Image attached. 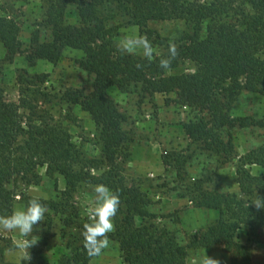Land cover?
Segmentation results:
<instances>
[{"label": "trees", "instance_id": "1", "mask_svg": "<svg viewBox=\"0 0 264 264\" xmlns=\"http://www.w3.org/2000/svg\"><path fill=\"white\" fill-rule=\"evenodd\" d=\"M44 1L49 6L51 35L43 41L34 38L27 59L31 64L37 59L56 63L67 47L85 52L81 65L94 74L92 90L88 94L68 90L65 96L79 101L82 108L95 117L101 127L102 162L109 169L101 177L74 169L72 161L80 158V152L74 149L67 129L48 121L47 117H39L38 122L30 119L25 127L19 107L7 102L0 86V124L10 126L15 135L10 142L0 141V216L14 211L18 178H37L36 167L46 165L49 174L59 171L64 175L67 195L79 183L92 181L108 185L119 196L120 203L126 204L129 218L118 227L117 234L127 264H187L190 249L215 245L224 246L230 254V264H251L249 245L238 241L236 236L242 224L249 225L250 240L258 236V230H264V208L254 203L256 199L264 201V142L247 152L237 168L240 189L248 200L237 194L202 190L199 186L193 197L196 206L216 210L219 217L203 232L193 235L188 243H181L174 234L155 223L136 224V216L149 214L147 201L139 188L127 187L115 170L117 154L127 138L122 129L126 116L107 90L113 86L125 90L132 83L142 82L146 90L173 92L176 102L206 110L210 120H191L184 124L190 137L197 141L209 138L210 127L218 131L239 122L241 126L255 124L264 128V117L235 119L230 113L241 91L264 96V0ZM114 3L124 7L131 21L148 37L155 33L149 27L151 21L183 19L189 32L181 47L182 54L194 63L195 71L167 74L160 67L161 58L122 52L114 40L119 25L108 23L110 5ZM70 5L76 8L78 22L67 21ZM20 33L21 26L14 17L0 14V42L5 49V60L12 62L23 52ZM21 78V83L29 82L28 78ZM22 104L27 103L22 100ZM18 135L22 136L21 142L16 141ZM212 137L218 149L226 148L216 133ZM246 164L259 165L263 173L253 174ZM32 199L39 200L45 208L57 207L53 201L36 197H27L26 205ZM73 223L70 217L67 224ZM85 223L88 222L78 223L82 230ZM5 248L0 247V264L5 262ZM92 257L88 256L82 242L75 247L69 264H88Z\"/></svg>", "mask_w": 264, "mask_h": 264}, {"label": "rangeland", "instance_id": "2", "mask_svg": "<svg viewBox=\"0 0 264 264\" xmlns=\"http://www.w3.org/2000/svg\"><path fill=\"white\" fill-rule=\"evenodd\" d=\"M110 9L108 23L119 25V33L114 38L117 47L120 48L126 38L144 37L152 45V58L171 60L170 66L164 69L167 74L195 71L194 63L182 54L181 47L189 32L183 19L151 21L149 27L155 33L148 37L131 21L124 7L114 3ZM0 14H7L19 22L23 48V52L10 62L4 59L5 49L0 42V86L7 102L19 107L25 127L30 119L38 122L39 117H47L48 121L66 128L74 149L80 152V158L72 161L73 168L101 177L109 169L102 162L101 127L79 101L65 96L68 90L84 94L92 90L94 74L81 65L85 52L67 47L56 63L37 59L31 64L27 55L34 45L33 39L43 41L51 35L48 4L44 0H0ZM67 21H79L74 5L68 7ZM170 45L176 48L174 58L170 56ZM133 53L144 56L142 48ZM33 75L40 78L33 79ZM22 76L29 82L21 83ZM107 94L126 116L122 129L127 138L117 154L115 170L127 187L139 188L147 201L149 214L136 216L137 225L145 221L155 223L174 234L181 243H188L193 235L203 232L219 217L216 210L196 206L193 197L199 186L202 190L237 194L248 200L240 189L237 168L247 152L264 142L263 127L255 124L241 126L239 122L218 131L210 127L209 138L197 141L190 137L184 124L191 120H210L211 117L204 109L176 102L175 93L146 90L142 82H137L125 90L110 87ZM22 100L27 104H22ZM230 113L235 119H261L264 117V96L243 90ZM214 133L224 141L226 148L218 149L212 137ZM14 137L10 126L0 124V141L10 142ZM16 141L21 142L22 136H16ZM247 167L255 175L263 173L257 164H248ZM46 168V165L36 167L37 178H18L14 211L26 207L27 197L53 201L57 207L46 208L44 221L34 225L36 237L29 239L38 241L28 249L21 247L24 237L0 229V247H6L3 264H69L75 247L83 242V230L78 223L81 220L90 222L88 214L95 207L96 197L93 187L101 183L83 181L67 195L64 175L59 171L51 175ZM70 217L74 223L68 225ZM128 218L126 204L120 203L113 218L114 231L108 233L109 247L99 256H93L88 264H127L117 233L118 227ZM249 233V225L242 224L236 239L249 245L251 264H264V230H258V236L253 240H250ZM208 258L210 264H230V254L223 245L190 249L187 264H204Z\"/></svg>", "mask_w": 264, "mask_h": 264}, {"label": "clouds", "instance_id": "3", "mask_svg": "<svg viewBox=\"0 0 264 264\" xmlns=\"http://www.w3.org/2000/svg\"><path fill=\"white\" fill-rule=\"evenodd\" d=\"M137 48L143 49L145 57L152 56V45L144 37L126 38L121 42L120 49L125 53H133ZM170 56L174 58L177 55L174 45L169 46ZM170 59H161L160 67L167 69L170 66ZM139 67V65H138ZM96 194L95 207L89 212V221L83 225V247L88 256H99L102 251L109 247L110 238L108 233L114 231L113 218L116 216L120 198L112 192L107 186L97 184L93 187ZM258 208H264V201L258 199L254 202ZM46 208L37 199L30 200L26 207L16 210L10 215L0 216V229L8 232H17L25 238L21 247L28 249L31 245L37 243L38 239H29L36 237L34 235V225L44 221ZM211 259L205 260L204 264H210Z\"/></svg>", "mask_w": 264, "mask_h": 264}]
</instances>
